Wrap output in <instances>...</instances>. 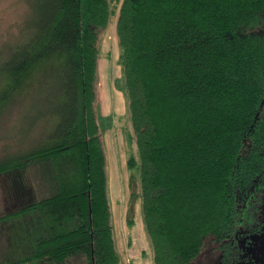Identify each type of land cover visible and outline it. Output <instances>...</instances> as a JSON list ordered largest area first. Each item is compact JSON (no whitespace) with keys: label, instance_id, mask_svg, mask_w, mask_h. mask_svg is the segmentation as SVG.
<instances>
[{"label":"trees","instance_id":"1","mask_svg":"<svg viewBox=\"0 0 264 264\" xmlns=\"http://www.w3.org/2000/svg\"><path fill=\"white\" fill-rule=\"evenodd\" d=\"M29 11L0 60V111L45 69L55 101L45 138L0 159V175H27L31 189L0 216V264H123L96 111L112 19L130 198L152 264H190L208 241L215 264H264V0H32Z\"/></svg>","mask_w":264,"mask_h":264},{"label":"rangeland","instance_id":"2","mask_svg":"<svg viewBox=\"0 0 264 264\" xmlns=\"http://www.w3.org/2000/svg\"><path fill=\"white\" fill-rule=\"evenodd\" d=\"M30 1L32 0H0V60L26 34L23 27L31 19ZM112 22L99 43L96 111L106 153L108 195L114 211V236L116 242L118 236L124 264H152L139 198H130L132 191H139L136 177L130 187L132 170L125 165L126 158L135 154V143L123 90L119 47ZM53 92V80L49 70L45 69L36 76L25 94L0 111V159L25 153L45 138L52 121L50 113L55 101ZM135 175L137 176L136 171ZM22 191L31 192L27 175H0V216L23 204L21 197L18 198ZM128 215L133 221L129 227L126 223ZM4 226L5 223L0 228L1 250L7 241ZM218 259L216 243L208 241L201 255L190 264H215Z\"/></svg>","mask_w":264,"mask_h":264},{"label":"crops","instance_id":"3","mask_svg":"<svg viewBox=\"0 0 264 264\" xmlns=\"http://www.w3.org/2000/svg\"><path fill=\"white\" fill-rule=\"evenodd\" d=\"M111 24V23H110ZM112 24H114V21L112 22ZM110 26V25H109ZM109 26H108V28H107V30H106V32L108 31V29H110L109 28ZM113 26V25H112ZM111 27V26H110ZM113 29H114V31H115V24H114V26L112 27ZM105 32V33H106ZM99 65H100V59H99ZM98 73H99V68H98ZM127 159V158H126ZM125 165H126V161H125ZM19 197H21V200H22V195L21 196H19L18 195V198ZM26 197V196H25ZM111 203V202H110ZM19 206V205H18ZM17 206V207H18ZM111 208H112V203H111ZM114 216V211H113V208H112V217ZM116 235H117V233H116ZM115 240H116V237H115ZM116 244H117V247H118V251H119V253H120V255H121V252H120V250H119V241H118V236H117V242H116ZM121 258H122V255H121ZM123 260V259H122ZM128 261V260H127ZM123 264H124V261H123Z\"/></svg>","mask_w":264,"mask_h":264}]
</instances>
